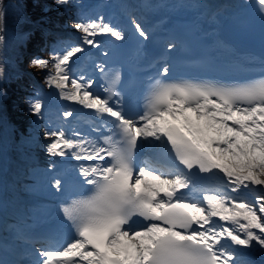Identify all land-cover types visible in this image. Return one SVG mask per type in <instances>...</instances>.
<instances>
[{
    "label": "snow or ice",
    "instance_id": "obj_1",
    "mask_svg": "<svg viewBox=\"0 0 264 264\" xmlns=\"http://www.w3.org/2000/svg\"><path fill=\"white\" fill-rule=\"evenodd\" d=\"M253 2L264 17V0ZM74 27L83 33L81 44L54 51L45 80L63 100L91 110L94 125L87 134L47 126L42 134L45 151L57 158L46 170L50 189H65L57 169L63 158L85 194L60 204L72 238L55 250H36L33 264H243L242 249H264V195L254 202L235 195L253 186L264 191V77L220 87L157 80L132 111L118 89V68L102 60L94 79L75 75L70 64L85 46L100 50L98 36L123 42L126 31L103 18ZM129 28L138 42L150 39L139 19L129 17ZM174 47L168 43L165 51ZM32 65L49 69L39 57ZM168 72L165 64L161 76ZM99 79L102 91H93ZM42 107L39 99L29 103L37 117ZM145 145L154 150L151 161L136 158ZM217 177L220 187L201 185Z\"/></svg>",
    "mask_w": 264,
    "mask_h": 264
},
{
    "label": "rangeland",
    "instance_id": "obj_2",
    "mask_svg": "<svg viewBox=\"0 0 264 264\" xmlns=\"http://www.w3.org/2000/svg\"><path fill=\"white\" fill-rule=\"evenodd\" d=\"M13 1L16 2L17 0H6L5 3H3L2 0H1L0 10L10 9L11 11H14L15 8L12 5ZM72 3L74 4V2H72ZM74 6H75V4H74ZM54 29H55L54 31L56 33H58V34H60V33L63 34V35L70 34V32L63 30V28L61 26H57ZM5 32H6V30H0V37H3V34ZM75 35H78V34L75 33ZM1 42H3L5 45H9L11 41L8 40L7 42H5L2 39ZM56 42H60V41L56 40ZM55 47L56 46L53 45L50 48L51 56H52V54L54 52ZM16 58L17 57H12L9 62H6V61H3L4 58L0 56V114L2 115L3 119H5V117L7 115L5 114L4 109H3L2 105H1V100L5 96V93L2 90V86H3V81L2 80H4L7 77V75L12 74L11 72H9L10 67H11L12 71L15 72V68L14 67L16 66V62H15ZM50 70H52V60H51V58L49 59V69L48 70H44V71H45V73H48V71H50ZM30 72H31L30 73V76H31L30 78H31V80L33 82V85H31L30 89L25 90V96H24L23 100L18 99L17 104H18L19 108L22 107V105H20V104H23L24 101H27L28 106H29L30 101L34 102L38 97H40L42 95V91H46V89H47L46 88L47 87V82L45 80V77H46L47 74L45 75V73L43 74L41 72L34 73L33 71H30ZM32 75H34V76L35 75H39L38 82L35 80L34 76H32ZM69 86H70V84H69ZM16 111H18V109H16ZM33 119L36 120L37 116L34 115ZM47 141L48 140L43 136V134H41V138L39 140H33V141L32 140H28L24 136H21L20 138H18V140L15 141L14 146H15L19 156H21V155H23L25 153H26V155H28V156H24L26 158H22V159H28L31 156L30 157L31 160L40 162V161L45 160V158H46V151H45L44 145H45V143ZM38 168L39 167L36 166L35 169L34 168L31 169L29 171L28 176L26 177V179H33L34 181H36L37 177H36V175H33V173L36 172V170H38ZM24 177L25 176H21V178H24ZM18 178H19V176H18ZM32 184L35 186L36 182H32ZM32 184L26 183V185H24V187L25 186H31L32 187ZM20 186L22 187V185H20ZM24 189L27 190L26 188H24ZM24 189L22 191H25ZM29 193L32 194L31 192H29ZM34 194H37V192H34ZM29 210L31 211V209H26L24 212H27ZM19 212L23 213V211L21 209H20ZM263 251H264V249H263Z\"/></svg>",
    "mask_w": 264,
    "mask_h": 264
},
{
    "label": "trees",
    "instance_id": "obj_3",
    "mask_svg": "<svg viewBox=\"0 0 264 264\" xmlns=\"http://www.w3.org/2000/svg\"><path fill=\"white\" fill-rule=\"evenodd\" d=\"M25 2L29 8V11L33 14L43 12L44 7H46L45 10L49 13L48 23L51 26H54L58 21L70 22L71 18L68 17L66 13H63L64 8L57 5L58 0H25ZM35 33L36 36L29 41V44L32 48H36L38 44H33V41L35 42L40 40V49H42L44 37H42L39 31H35ZM45 54L47 53L45 52ZM18 64L23 69L32 70L34 73L42 72V69L32 65L31 58L29 59L26 55L22 56V60ZM37 77H39V75H37ZM23 84H29V82L26 81L25 75L19 77L18 79L9 78L4 83V89L7 94V98L4 101L5 111L10 116V118L15 121V124L18 127V132L22 134L27 128L28 124L31 122V113L28 112L26 107H23L22 109L21 107L19 108L16 103L17 99L21 97V91L24 89L22 86ZM16 109H18V111H16ZM39 130V126H36L35 133L37 134Z\"/></svg>",
    "mask_w": 264,
    "mask_h": 264
},
{
    "label": "bare ground",
    "instance_id": "obj_4",
    "mask_svg": "<svg viewBox=\"0 0 264 264\" xmlns=\"http://www.w3.org/2000/svg\"><path fill=\"white\" fill-rule=\"evenodd\" d=\"M42 98H41V103H42V105H43V107L42 108H44V98L46 97V95L45 94H43L42 96H41ZM1 143H2V140L0 139V145H1ZM6 148H8V146L6 147ZM0 152H1V149H0ZM24 155H26V154H24ZM26 156H28V155H26ZM31 157V156H30ZM28 158V160H27V166H26V170H25V173H24V175L23 176H25L24 178H22V179H26V177L28 176V173H29V171L33 168V165L31 164V163H29V160L31 159V158ZM17 160H19V158H17ZM29 163V164H28ZM37 165L38 166H40L41 168L45 165V162H43V161H41V162H39V163H37ZM26 181H28V180H26ZM24 183H26V182H24ZM27 190H25V194L27 195L31 190H33V187H31V186H27V188H26ZM253 192L254 193H256V194H264V191H260L259 189H257V186H253ZM251 190V191H252ZM251 191H249V190H242L240 193H239V197H241V199H244L245 200V196H248L249 197V195L252 193ZM24 194V195H25ZM245 196H244V195ZM242 196H244V197H242ZM21 194L19 193V192H17L16 193V195L13 197V195H11V200H12V202L15 204V205H19V201H20V199H21ZM28 197H31V196H28ZM42 205H43V203L42 204H40V209L42 208ZM17 213V212H16ZM14 220H15V218H13ZM246 249H252V250H254L255 251V254H253V257H252V261H259L260 260V263H263L264 264V254H261V252L260 251H258V249H257V247H251V248H246ZM249 256H252V254L251 255H249Z\"/></svg>",
    "mask_w": 264,
    "mask_h": 264
}]
</instances>
